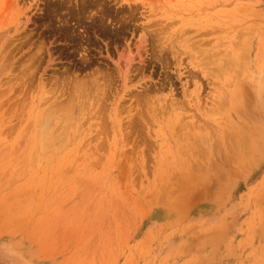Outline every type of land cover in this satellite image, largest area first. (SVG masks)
Masks as SVG:
<instances>
[{
	"label": "rangeland",
	"instance_id": "obj_1",
	"mask_svg": "<svg viewBox=\"0 0 264 264\" xmlns=\"http://www.w3.org/2000/svg\"><path fill=\"white\" fill-rule=\"evenodd\" d=\"M263 90L264 0H0V264H264Z\"/></svg>",
	"mask_w": 264,
	"mask_h": 264
},
{
	"label": "bare ground",
	"instance_id": "obj_2",
	"mask_svg": "<svg viewBox=\"0 0 264 264\" xmlns=\"http://www.w3.org/2000/svg\"><path fill=\"white\" fill-rule=\"evenodd\" d=\"M214 54H215V53H214ZM214 54H213V55H214ZM216 54H219V51H218ZM210 55H211V54H210ZM210 55H209V56H210ZM228 62H229V61H228ZM226 64H227V63H226ZM231 64H234V63L231 62ZM232 66H233V65H232ZM221 71L223 72V70H221ZM193 72H194V71H193ZM188 73H189V72H188ZM190 73H192V72H190ZM191 75H194V74H191ZM195 76H196V75H195ZM199 76H200V75H199ZM199 76H198V77H199ZM260 80H261V79H260ZM263 91H264V90H263ZM262 93H264V92H262ZM246 94H247V93H246ZM252 96H253V95H252ZM225 98H226V97H225ZM251 100H252V99H251ZM223 105H224V104H223ZM250 116H251V115H250ZM199 118H200V117H199ZM251 118H252V117H251ZM177 128H178V127H177ZM227 133H228V132H227ZM235 133H236V132H235ZM226 135H227V134H226ZM235 135H237V134H235ZM229 136H230V139H231V138H232L231 135H229ZM179 137H180V136H179ZM226 138H227V137H226ZM232 139L235 140L234 138H232ZM232 139H231V140H232ZM225 140H227V139H225ZM233 140H232V142H233ZM249 141H250V140H249ZM263 141H264V139H263ZM232 144H233L234 147H235L236 144L238 145L237 142H236V144H235V143H232ZM234 144H235V145H234ZM240 144H241V143H240ZM256 144H259V143H256ZM240 146H241V145H240ZM241 147H242V146H241ZM260 147H261V146H260ZM242 149H243V147H242ZM259 149H260V148H259ZM235 150H236V149H235ZM232 151H233V150H232ZM236 151H237V150H236ZM246 151H247V149L245 150V152H246ZM240 152H241V151H240ZM247 153H248V152H247ZM247 153H246V154H247Z\"/></svg>",
	"mask_w": 264,
	"mask_h": 264
}]
</instances>
